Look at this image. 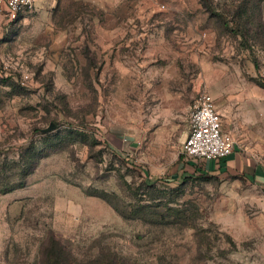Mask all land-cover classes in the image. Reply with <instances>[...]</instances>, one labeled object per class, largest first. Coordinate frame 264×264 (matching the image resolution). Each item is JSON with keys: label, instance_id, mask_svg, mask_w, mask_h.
I'll return each instance as SVG.
<instances>
[{"label": "rangeland", "instance_id": "374dc122", "mask_svg": "<svg viewBox=\"0 0 264 264\" xmlns=\"http://www.w3.org/2000/svg\"><path fill=\"white\" fill-rule=\"evenodd\" d=\"M64 1L0 7V264H264L260 191L182 153L203 90L264 145V0Z\"/></svg>", "mask_w": 264, "mask_h": 264}, {"label": "built area", "instance_id": "2783aa9c", "mask_svg": "<svg viewBox=\"0 0 264 264\" xmlns=\"http://www.w3.org/2000/svg\"><path fill=\"white\" fill-rule=\"evenodd\" d=\"M9 23H15L36 10L35 0H0ZM236 139L224 129L222 114L215 98L207 90L199 93L190 113L187 136L182 145L186 157L205 160L223 159L231 155Z\"/></svg>", "mask_w": 264, "mask_h": 264}, {"label": "crops", "instance_id": "0c3cea01", "mask_svg": "<svg viewBox=\"0 0 264 264\" xmlns=\"http://www.w3.org/2000/svg\"><path fill=\"white\" fill-rule=\"evenodd\" d=\"M81 1V0H69ZM37 6L45 9L55 8L57 5H62L64 0H35ZM222 118L223 113L221 111ZM223 118V127L229 131L233 137L234 127ZM228 129H227V128ZM232 130V131H231ZM188 133V132H187ZM234 133V134H233ZM187 136V135H186ZM186 138V137H185ZM184 138V140H185ZM184 142V141H183ZM187 163L183 166V175L189 174L206 175L221 179H244L253 187L260 191L261 200L259 202V214L256 221L259 230L264 235V145L263 144H246L236 139V146L231 155L223 159L205 160L197 157H186ZM191 176V175H189Z\"/></svg>", "mask_w": 264, "mask_h": 264}, {"label": "trees", "instance_id": "16d2710c", "mask_svg": "<svg viewBox=\"0 0 264 264\" xmlns=\"http://www.w3.org/2000/svg\"><path fill=\"white\" fill-rule=\"evenodd\" d=\"M205 7L210 10L212 13L218 14L215 7H214V1L213 0H202ZM224 18V17H223ZM225 23L228 27H230V20L225 18ZM243 36H246V32L243 30L241 33ZM25 157H22L21 160H24ZM201 179H210L211 177H208L206 175H200L198 176ZM97 196H100L107 200L109 203L112 204V201L110 200V194L107 192H101L97 194ZM116 208V207H115ZM118 208V207H117ZM119 210V209H118ZM123 215L125 214L124 212L122 213ZM49 236L53 239L54 244L52 246L47 247V243L45 242L43 244V248L41 250L42 255L39 259L38 264H75L76 259L73 256V254L70 252L68 255H65V253L59 248V245H61L60 240L55 236L53 231L50 232Z\"/></svg>", "mask_w": 264, "mask_h": 264}, {"label": "water", "instance_id": "95a60500", "mask_svg": "<svg viewBox=\"0 0 264 264\" xmlns=\"http://www.w3.org/2000/svg\"><path fill=\"white\" fill-rule=\"evenodd\" d=\"M55 127H56V125L54 123H51L49 127L44 129V131L45 132L51 131V130L55 129Z\"/></svg>", "mask_w": 264, "mask_h": 264}]
</instances>
